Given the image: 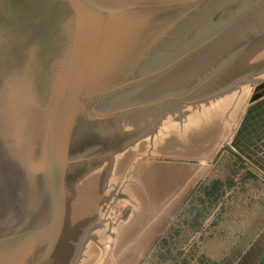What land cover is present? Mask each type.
I'll return each instance as SVG.
<instances>
[{"label":"water","instance_id":"1","mask_svg":"<svg viewBox=\"0 0 264 264\" xmlns=\"http://www.w3.org/2000/svg\"><path fill=\"white\" fill-rule=\"evenodd\" d=\"M176 120L149 0H0V264H97L110 202ZM230 147L264 172V98Z\"/></svg>","mask_w":264,"mask_h":264},{"label":"rangeland","instance_id":"2","mask_svg":"<svg viewBox=\"0 0 264 264\" xmlns=\"http://www.w3.org/2000/svg\"><path fill=\"white\" fill-rule=\"evenodd\" d=\"M193 1L149 0L177 120L110 202L97 264H264V172L230 147L264 98V0Z\"/></svg>","mask_w":264,"mask_h":264},{"label":"crops","instance_id":"3","mask_svg":"<svg viewBox=\"0 0 264 264\" xmlns=\"http://www.w3.org/2000/svg\"><path fill=\"white\" fill-rule=\"evenodd\" d=\"M198 172V171H197ZM195 175H196V173H195ZM144 244V243H143ZM149 247V243L148 244H146L145 245V247L144 248H142V243H141V245H140V247L137 249V250H134V249H132V250H134L135 252L132 254V252L129 254V255H144L143 254V252H144V250L145 249H147ZM139 251V252H138Z\"/></svg>","mask_w":264,"mask_h":264},{"label":"bare ground","instance_id":"4","mask_svg":"<svg viewBox=\"0 0 264 264\" xmlns=\"http://www.w3.org/2000/svg\"><path fill=\"white\" fill-rule=\"evenodd\" d=\"M163 136V135H162Z\"/></svg>","mask_w":264,"mask_h":264}]
</instances>
